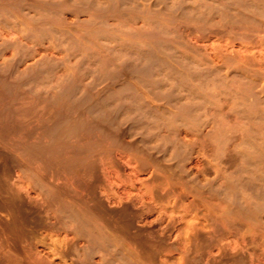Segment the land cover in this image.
Listing matches in <instances>:
<instances>
[{
	"label": "rangeland",
	"instance_id": "obj_1",
	"mask_svg": "<svg viewBox=\"0 0 264 264\" xmlns=\"http://www.w3.org/2000/svg\"><path fill=\"white\" fill-rule=\"evenodd\" d=\"M263 2L0 0V264H264Z\"/></svg>",
	"mask_w": 264,
	"mask_h": 264
},
{
	"label": "bare ground",
	"instance_id": "obj_2",
	"mask_svg": "<svg viewBox=\"0 0 264 264\" xmlns=\"http://www.w3.org/2000/svg\"><path fill=\"white\" fill-rule=\"evenodd\" d=\"M20 1H21V0H20ZM25 1H26V0H25ZM66 1H67V0H66ZM256 1H257V0H256ZM262 1H264V0H262ZM3 2H4V1H3ZM196 2H197V1H196ZM237 2H238V1H237ZM6 3H7V2H6ZM238 3H239V2H238ZM258 3H259V1H258ZM261 3H262V2H261ZM263 3H264V2H263ZM240 4H241V3H240ZM63 5H65V4H63ZM189 5H190V4H189ZM256 5H257V4H256ZM186 6H187V5H186ZM189 7H190V6H189ZM200 7H201V6H200ZM216 7H217V6H216ZM259 7H260V6H259ZM207 8H208V7H207ZM207 8H206V9H207ZM257 8H258V7H257ZM190 10H191V9H190ZM5 11L7 12V10H5ZM236 11H237V10H236ZM261 11H262V10H261ZM263 11H264V10H263ZM0 12H2V11H0ZM240 12H241V11H240ZM2 13H3V12H2ZM2 13H1V14H2ZM223 13H224V12H223ZM201 14H202V12H201ZM261 14H262V13H261ZM9 17H10V16H9ZM262 17H263V16H262ZM11 18H12V17H11ZM8 19H9V18H8ZM41 19H42V18H41ZM244 19H245V18H244ZM9 20H10V19H9ZM172 20H173V19H172ZM241 20H242V19H241ZM241 20H240V21H241ZM44 21H45V20H44ZM8 23H9V22H8ZM154 23H155V22H154ZM154 23H153V24H154ZM242 23H243V22H242ZM245 23H246V22H245ZM150 24H151V23H150ZM235 25H236V24H235ZM176 27H177V26H176ZM25 29H26V28H25ZM199 31H200V30H199ZM180 32H181V31H180ZM251 32H252V31H251ZM182 33H183V32H182ZM179 34H180V33H179ZM236 35H237V34H236ZM246 35H247V34H246ZM173 38H174V37H173ZM246 38H247V37H246ZM5 42H6V41H5ZM156 42H157V41H156ZM156 42H155V43H156ZM148 43H149V42H148ZM155 43H154V44H155ZM157 43H158V42H157ZM2 44H3V43H2ZM162 44H163V43H162ZM18 46H19V45H18ZM167 47H168V46H167ZM174 48H175V47H174ZM170 49H171V48H170ZM175 49H176V48H175ZM179 49H180V48H179ZM180 50H181V49H180ZM182 50H183V49H182ZM221 52H222V51H221ZM142 53H143V52H142ZM152 54H153V53H152ZM177 54H178V53H177ZM179 54H180V53H179ZM202 54H203V53H202ZM224 56H225V55H224ZM173 57H174V56H173ZM212 57H213V56H212ZM22 58H23V57H22ZM152 58H153V57H152ZM214 58H215V57H214ZM227 59H229V58H227ZM231 59H232V58H231ZM236 59H237V58H236ZM149 60H150V59H149ZM212 60H213V59H212ZM216 60L218 61V59H216ZM204 61H205V60H204ZM151 62H152V61H151ZM157 62H159V60H158ZM209 62H211V61H209ZM230 62H231V61H230ZM238 63H239V62H238ZM146 64H147V63H146ZM156 64H157V63H156ZM159 64H160V63H159ZM232 64H233V63H232ZM200 65H201V63H200ZM203 65H204V64H203ZM233 65H234V64H233ZM236 65H237V63H236ZM239 66H240V69H241V65H239ZM158 67H159V66H158ZM190 67H191V66H190ZM224 67H225V66H224ZM242 67H243V66H242ZM198 68H199V67H198ZM206 68H207V67H206ZM162 69H163V68H162ZM173 69H174V68H173ZM242 69H243V68H242ZM169 70H170V69H169ZM206 70H208V69H206ZM6 71H7V70H6ZM233 71H234V70H233ZM239 71H242V70H239ZM173 72H174V71H173ZM184 72H185V71H184ZM171 74H172V73H171ZM203 74H204V73H203ZM231 74H232V73H231ZM182 75H183V74H182ZM206 75H207V74H206ZM226 75H227V74H226ZM188 76H189V75H188ZM180 77H181V76H180ZM203 77H204V76H203ZM204 78H205V77H204ZM208 83H209V82H208ZM222 83H223V82H222ZM210 84H211V83H209V85H210ZM73 85H74V84H73ZM209 85H208V87H209ZM206 86H207V85H206ZM223 86H224V85H223ZM213 87H214V86H213ZM230 87H231V86H230ZM254 87H255V86H254ZM215 88H216V87H215ZM235 90H236V89H235ZM219 91H220V90H219ZM221 91H223V90H221ZM241 91H242V90H241ZM262 91H263V90H262ZM226 92H227V91H226ZM222 93H224V92H221V94H222ZM183 95H184V94H183ZM223 95H224V94H223ZM227 96H228V95H227ZM139 97H140V96H139ZM221 97H222V96H221ZM230 97H231V96H230ZM234 98H235V97H234ZM259 98H260V97H259ZM129 99H130V98H129ZM134 99H135V98H134ZM137 99H138V98H137ZM232 99H233V97H232ZM236 99H237V98H236ZM157 100H158V99H157ZM159 100H161V98H160ZM150 102H151V101H150ZM167 102H168V101H167ZM148 103H149V102H148ZM142 105H143V103H142ZM147 105H148V104H147ZM152 105H153V104H152ZM164 105H166V104L164 103ZM132 106H133V102H132ZM150 106H151V105H150ZM186 107H187V106H186ZM177 110H178V108H177ZM245 110H246V109H245ZM183 111H184V110H183ZM247 113H248V112H247ZM260 115H261V114H260ZM246 116H247V115H246ZM252 116H253V115H252ZM250 117H251V116H250ZM250 117H249V118H250ZM261 117H262V116H261ZM70 118H71V117H70ZM223 119H224V118H223ZM69 120H70V119H69ZM69 120H68V121H69ZM74 120H75V119H74ZM166 120H167V119H166ZM169 120H170V119H169ZM232 121H233V120H232ZM248 121H249V120H248ZM172 122H173V121H172ZM81 125H82V124H81ZM257 125H258V124H257ZM252 126H254V125H252ZM258 127H259V126H258ZM260 127H261V125H260ZM58 128H59V127H58ZM63 128H64V127H63ZM72 128H73V127H72ZM254 128H255V127H254ZM251 129H252V128H251ZM57 130H58V129H57ZM61 131H62V130H61ZM71 131H72V130H71ZM59 132H60V131H59ZM74 132H76V130H75ZM256 132H257V131H256ZM54 133H55V132H54ZM68 133H69V132H68ZM60 135H61V134H60ZM255 135H256V134H255ZM51 137H52V136H51ZM60 137H62V136H60ZM68 137H69V136H68ZM256 137H257V136H256ZM263 137H264V136H263ZM258 138H259V137H258ZM71 139H72V138H71ZM249 139H250V138H249ZM59 140H60V139H59ZM59 140H58V141H59ZM242 140H243V139H242ZM260 140H261V139H260ZM260 143H262V142L260 141ZM258 144H259V143H258ZM260 145H261V144H260ZM261 146H262V145H261ZM261 146H259V147H261ZM31 148H32V147H31ZM71 148H73V147H71ZM71 148H70V150H71ZM47 149H48V148H47ZM56 149H57V148H56ZM261 149H262V148H261ZM84 150H85V149H84ZM88 150H89V149H88ZM96 150H97V149H96ZM263 150H264V149H263ZM82 151H83V150H82ZM255 151H256V150H255ZM41 152H42V151H41ZM56 152H57V151H56ZM88 152H89V151H88ZM261 152H262V150H261ZM263 152H264V151H263ZM80 153H81V152H80ZM80 153H79V154H80ZM83 153H84V152H83ZM256 153H257V152H256ZM73 154H74V153H73ZM75 154H76V153H75ZM77 154H78V152H77ZM85 154H86V153H85ZM63 155H64V154H63ZM90 155H91V154H90ZM93 155H94V154H93ZM256 155H257V154H256ZM80 156H81V155H80ZM39 157H40V156H39ZM74 157H75V156H74ZM77 157H79V156H77ZM85 157H86V155H85ZM58 158H59V157H58ZM69 158H70V157H69ZM69 158H68V159H69ZM253 159H254V158H253ZM71 160H72V159H71ZM259 160H260V159H259ZM259 160H258V161H259ZM66 161H67V160H66ZM77 161H78V160H77ZM85 161H86V160H85ZM256 161H257V159H256ZM63 162H64V161H62V163H63ZM74 162H75V161H74ZM65 163H66V162H65ZM91 163H92V162H91ZM254 163H255V161L253 162V164H254ZM256 163H257V162H256ZM262 163H263V162H262ZM56 164H57V163H56ZM60 164H61V163H60ZM259 164H260V163H258V165L256 164V166L259 167V166H260ZM61 165H62V164H61ZM61 165H60V166H61ZM66 165H67V164H66ZM68 165H69V164H68ZM86 165H87V164H86ZM261 165H262V164H261ZM60 166H59V167H60ZM92 166H93V165H92ZM250 166H251V164H250ZM252 166H253V165H252ZM62 167H63V166H62ZM76 167H77V166H76ZM76 167H75V168H76ZM253 167H254V166H253ZM258 167H257V168H258ZM46 168H47V167H46ZM60 168H61V167H60ZM87 168H88V167H87ZM48 169H49V168H48ZM71 169H72V168H71ZM44 170H45V169H44ZM46 170H47V169H46ZM62 170H63V169H62ZM79 170H80V169H79ZM262 170H263V169H262ZM252 171H254V170H252ZM257 171H258V170H257ZM257 171H256V172H257ZM54 172H56V171H54ZM88 172H89V171H88ZM256 172H255V173H256ZM258 172H259V171H258ZM261 173H262V171H261ZM263 173H264V172H263ZM47 174H48V173H47ZM258 174H259V173H258ZM80 175H81V174H80ZM80 175H79V176H80ZM240 175H241V174H240ZM255 175H256V174H255ZM261 176H262V175H261ZM262 177H263V176H262ZM44 178H45V177H44ZM79 178H80V177H79ZM244 178H245V177H244ZM251 178H252V177H251ZM251 178H250V179H251ZM83 179H84V178H83ZM250 179H249V180H250ZM262 179H263V178H262ZM45 180H46V179H45ZM252 180H255V179H252ZM260 180H261V179H260ZM39 181H40V180H39ZM42 181H43V180H42ZM241 182H242V181H241ZM256 182H257V181H256ZM258 182H259V181H258ZM237 183H238V182H237ZM235 184H236V183H235ZM65 185H66V184H65ZM68 185H69V184H68ZM77 185H78V184H77ZM245 185H246V184H245ZM69 186H70V185H69ZM253 186H254V185H253ZM257 186H258V185H257ZM259 186H260V185H259ZM240 187H241V186H240ZM243 187H244V186H243ZM66 188H67V187H66ZM70 188H71V186H70ZM237 188H238V187H237ZM251 188H252V187H251ZM257 189H258V187H257ZM258 190H259V189H258ZM51 191H53V190H51ZM72 191H73V190H72ZM239 191H240V190H239ZM239 191H238V192H239ZM251 191H252V190H251ZM47 192H48V191H47ZM238 192H237V193H238ZM252 192H253V191H252ZM256 192H257V191H256ZM256 192H255V193H256ZM53 193H54V192H53ZM235 193H236V192H235ZM237 193H236V194H237ZM246 193H247V192H246ZM58 194H59V193H58ZM239 194H240V192H239ZM251 194H252V193H251ZM73 195H74V193H73ZM242 195H243V194H242ZM236 196H237V195H236ZM244 196H246V195H244ZM72 197H73V196H72ZM77 197H78V196H77ZM248 197H249V196H248ZM250 197H251V196H250ZM254 197H255V196H254ZM56 198H57V197H56ZM74 198H75V197H74ZM80 198H81V197H80ZM237 199H238V197H237ZM259 199H260V198H259ZM244 200H245V199L243 198V201H244ZM246 200H248V199L246 198ZM251 200H252V199H251ZM263 200H264V199H263ZM53 201H54V200H53ZM55 201H56V200H55ZM239 201H240V200H239ZM253 201H257V200H253ZM253 201H252V202H253ZM261 201H262V200H261ZM61 202H62V201H61ZM259 202H260V201H259ZM59 203H60V202H59ZM65 203H66V202H64V204H65ZM70 203H71V202H70ZM245 203H246V201H245ZM249 203H251V202L249 201ZM263 203H264V202H263ZM241 204H242V203H241ZM246 204H247V203H246ZM257 204H258V203H257ZM60 205H61V204H60ZM242 205H243V204H242ZM244 205H245V204H244ZM258 205H261V204L259 203ZM250 206H251V205H250ZM262 206H263V205H262ZM246 207H248V206H246ZM256 207H257V205H256ZM18 208H19V207H18ZM58 208H59V207H58ZM259 208H260V206H259ZM71 209H72V208H71ZM253 209H254V208H253ZM260 209H261V208H260ZM261 210H262V209H261ZM75 211H76V210H75ZM241 211H242V210H241ZM248 211H250V210H248ZM22 212H24V211H22ZM78 212H79V211H78ZM78 212H77V213H78ZM90 212H91V211H90ZM80 213H81V212H80ZM69 214H70V213H69ZM90 214H91V213H90ZM77 215H78V214H77ZM236 215H237V214H236ZM254 215H256V214H254ZM82 216H84V215H82ZM258 216H259V215H258ZM67 217H68V216H67ZM69 217H70V216H69ZM237 217L239 218V216H237ZM32 218H33V217H32ZM34 218H35V217H34ZM87 218H88V217H87ZM255 218H256V217H255ZM249 219H250V218H249ZM65 220H66V219H65ZM89 220H90V219H89ZM256 220H257V219H256ZM67 221H68V220H67ZM81 221H82V220H81ZM90 221H92V220H90ZM242 221H243V220H242ZM247 221H248V220H247ZM260 221H261V220H260ZM260 221H259V222H260ZM42 222H43V221H42ZM71 222H72V221H71ZM93 222H94V221H93ZM65 223H67V222H65ZM72 223H73V222H72ZM255 223H256V222H255ZM260 223H261V222H260ZM45 224H46V223H45ZM59 224H60V223H59ZM47 225H48V224H47ZM73 225H74V224H73ZM98 225H99V224H98ZM49 226H50V225H49ZM67 226H68V225H67ZM74 226H77V225H74ZM83 226H84V225H83ZM63 227H64V226H63ZM68 227H69V226H68ZM72 227H73V226H72ZM99 227H100V226H98V228H99ZM113 227H114V226H113ZM249 227H250V226H249ZM69 228H70V227H69ZM81 228H83V227H81ZM75 229H76V228H75ZM87 229H88V228H87ZM93 229H94V228H93ZM97 230H98V229H97ZM105 230H106V229H105ZM105 230H104V231H105ZM108 230H109V229H108ZM262 230H263V229H262ZM81 231H82V230H81ZM95 231H96V230H95ZM76 232H77V231H76ZM76 232H75V233H76ZM88 232H89V231H88ZM90 232H91V231H90ZM99 232L102 233L101 230H100ZM96 233H97V231H96ZM114 233H115V232H114ZM114 233H113V234H114ZM259 233H260V232H259ZM263 233H264V232H263ZM76 234H78V232H77ZM88 234H89V233H88ZM91 234H92V233H91ZM109 234H111V233H109ZM109 234H107V235L109 236ZM256 234H257V233H256ZM93 235H94V234H93ZM98 235H99V233H98ZM100 235H101V234H100ZM103 235H104V234H103ZM105 235H106V234H105ZM114 235H115V234H114ZM90 236H91V235H90ZM108 236H107V237H108ZM111 236H112V235H111ZM262 236H263V235H262ZM258 237H259V236H258ZM263 237H264V236H263ZM115 238H116V237H115ZM119 238H120V237H119ZM261 238H262V237H261ZM92 239H93V238H92ZM110 239H111V238H110ZM113 239H114V238L112 237V240H113ZM96 240H97V239H96ZM96 240H95V241H96ZM108 240H109V239H108ZM114 241H115V240H114ZM114 241H113V242H114ZM90 242H91V241H90ZM88 243H89V242H88ZM96 243H98V242H96ZM113 244H114V243H113ZM116 244H117V243H116ZM116 244H115V247H118ZM96 245H97V244H96ZM101 245H102V242H101ZM103 245H104V244H103ZM88 246H89V245H88ZM94 246H95V244H94ZM111 246H112V245H111ZM255 246H256V244H255ZM257 246H258V245H257ZM260 246H261V245H260ZM260 246H259L258 248H260ZM108 247H109V245H108ZM94 248H95V247H94ZM100 248H101V247H100ZM118 248H119V247H118ZM89 249H91V248H89ZM84 250H85V249H84ZM93 250H94V249H93ZM107 250H108V249H107ZM114 250H115V248H114ZM87 251H88V250H87ZM122 252H123V251H121V253H122ZM78 253H79V252H78ZM80 253H81V252H80ZM93 253H94V251H93ZM126 253H127V252H126ZM84 254H85V253H84ZM88 255H89V251H88ZM90 255H91V253H90ZM105 255H106V254H105ZM112 255H113V254H112ZM83 256H84V255H83ZM109 257H110V256H109ZM119 257H120V256H119ZM87 258H88V257H87ZM84 259H85V258H84ZM92 259H93V258H92ZM92 259H91V260H92ZM121 259H122V257H121ZM100 260H101V259H100ZM137 260H138V259H137ZM139 260H140V259H139ZM241 260H242V259H241ZM112 261H113V260H112ZM116 262H117V261H116ZM123 262H124V261H123ZM101 263H102V262H101ZM101 263H100V264H101ZM119 263H120V262H119ZM126 263H127V262H126ZM234 263H235V262H234ZM236 263H237V262H236Z\"/></svg>",
	"mask_w": 264,
	"mask_h": 264
}]
</instances>
